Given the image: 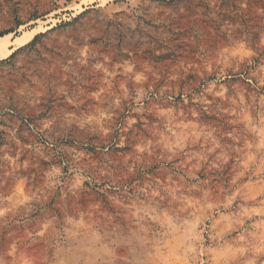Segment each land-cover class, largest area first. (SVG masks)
I'll return each instance as SVG.
<instances>
[{
  "label": "rangeland",
  "instance_id": "rangeland-1",
  "mask_svg": "<svg viewBox=\"0 0 264 264\" xmlns=\"http://www.w3.org/2000/svg\"><path fill=\"white\" fill-rule=\"evenodd\" d=\"M5 36L0 264H264V0H0Z\"/></svg>",
  "mask_w": 264,
  "mask_h": 264
},
{
  "label": "bare ground",
  "instance_id": "bare-ground-1",
  "mask_svg": "<svg viewBox=\"0 0 264 264\" xmlns=\"http://www.w3.org/2000/svg\"><path fill=\"white\" fill-rule=\"evenodd\" d=\"M31 33V32H30ZM32 34V33H31ZM25 36V35H24ZM9 36H5L0 38V55H6V54H10L11 52H13V50H15V48L11 49L9 48ZM32 36L29 35L25 38L23 37H18L16 38L15 43L18 45L17 47L23 46L24 44L28 43L31 40ZM16 47V48H17Z\"/></svg>",
  "mask_w": 264,
  "mask_h": 264
}]
</instances>
